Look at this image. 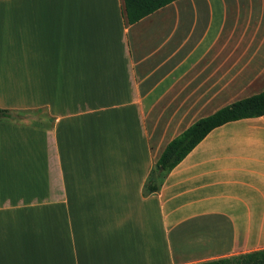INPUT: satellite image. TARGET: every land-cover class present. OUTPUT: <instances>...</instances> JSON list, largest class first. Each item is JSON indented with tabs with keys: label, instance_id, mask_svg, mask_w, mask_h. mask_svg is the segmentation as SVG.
<instances>
[{
	"label": "crops",
	"instance_id": "crops-1",
	"mask_svg": "<svg viewBox=\"0 0 264 264\" xmlns=\"http://www.w3.org/2000/svg\"><path fill=\"white\" fill-rule=\"evenodd\" d=\"M0 0V264H203L264 249V115L166 144L264 90V0ZM250 76V77H248ZM242 82H247L246 84ZM245 86V88L243 87Z\"/></svg>",
	"mask_w": 264,
	"mask_h": 264
},
{
	"label": "trees",
	"instance_id": "trees-1",
	"mask_svg": "<svg viewBox=\"0 0 264 264\" xmlns=\"http://www.w3.org/2000/svg\"><path fill=\"white\" fill-rule=\"evenodd\" d=\"M175 0H122V12L127 24H133ZM264 115V90L234 101L214 113L192 123L162 150L154 168L149 172L143 193L151 194L158 188L165 175L173 169L209 132L229 122L257 118ZM21 114L0 109V120L19 121ZM203 264H264V249L246 253L230 261L226 259Z\"/></svg>",
	"mask_w": 264,
	"mask_h": 264
},
{
	"label": "rangeland",
	"instance_id": "rangeland-1",
	"mask_svg": "<svg viewBox=\"0 0 264 264\" xmlns=\"http://www.w3.org/2000/svg\"><path fill=\"white\" fill-rule=\"evenodd\" d=\"M248 77H250V76H248ZM243 83L246 84L247 82H242L241 85H243ZM242 87H243V86H242ZM263 87H264V85H256L255 88H253L252 90H248V92H249V91H253V90H259V89H261V88H263ZM243 88H245V86H244Z\"/></svg>",
	"mask_w": 264,
	"mask_h": 264
}]
</instances>
